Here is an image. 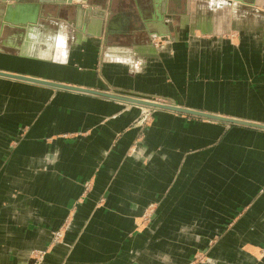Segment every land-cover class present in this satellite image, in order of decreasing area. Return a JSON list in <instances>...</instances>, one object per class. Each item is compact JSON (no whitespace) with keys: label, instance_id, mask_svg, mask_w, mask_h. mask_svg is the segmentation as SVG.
<instances>
[{"label":"crops","instance_id":"0c3cea01","mask_svg":"<svg viewBox=\"0 0 264 264\" xmlns=\"http://www.w3.org/2000/svg\"><path fill=\"white\" fill-rule=\"evenodd\" d=\"M0 71L264 124V0H0ZM146 114L0 75V264H264V130Z\"/></svg>","mask_w":264,"mask_h":264},{"label":"water","instance_id":"95a60500","mask_svg":"<svg viewBox=\"0 0 264 264\" xmlns=\"http://www.w3.org/2000/svg\"><path fill=\"white\" fill-rule=\"evenodd\" d=\"M0 75L11 77V78H16V79H21V80H26V81H30V82H35V83L45 84V85H49V86L61 88V89H69V90L86 92V93H90V94H94V95H98V96H102V97H106V98H110V99L119 100V101H122L125 103L126 102L135 103L138 105L151 107V108H155V109H164V110H168V111H172V112H176V113H182V114L192 115V116H196V117H202V118H206V119L222 121V122L229 123V124L244 125V126H249V127H254V128H259V129L264 130V124L252 123L249 121L223 117L220 115H215V114L207 113L204 111H199V110L190 109V108H186V107H180V106H177L174 104L154 102V101H148V100L146 101V100L136 98V97L119 95V94H115V93L98 91V90H94V89L76 87V86L67 85V84H63V83H57V82H53V81H47L44 79H37L35 77H28V76H24V75L7 73V72H3V71H0Z\"/></svg>","mask_w":264,"mask_h":264},{"label":"rangeland","instance_id":"374dc122","mask_svg":"<svg viewBox=\"0 0 264 264\" xmlns=\"http://www.w3.org/2000/svg\"><path fill=\"white\" fill-rule=\"evenodd\" d=\"M115 94H119V93H115ZM119 95H122V94H119ZM126 96H130V95H126ZM131 97H135V96H131ZM144 99V98H143ZM151 100V99H150ZM153 100V99H152ZM153 101H156V102H161V103H166L165 102V100H161V101H157V100H153ZM170 104V103H169ZM139 107H143V106H139ZM145 108H147V107H145ZM148 110H149V114L151 115V113H153V112H155V111H157V110H164V109H155V108H147ZM168 111V110H167ZM150 115H147L146 114V116H147V119L145 120V122L147 123L149 120H150ZM185 115H187V114H185ZM196 117V116H195ZM144 122V123H145ZM56 233H58V235L56 236ZM61 236H62V233L60 232V230H58V231H56V232H54L53 233V235H52V239H54L55 241L56 240H59L60 238H61ZM40 257H42V252H39V253H37V252H32V253H30V258H31V263L32 264H37V261H38V259L40 258Z\"/></svg>","mask_w":264,"mask_h":264},{"label":"bare ground","instance_id":"6f19581e","mask_svg":"<svg viewBox=\"0 0 264 264\" xmlns=\"http://www.w3.org/2000/svg\"><path fill=\"white\" fill-rule=\"evenodd\" d=\"M136 98H139V97H136ZM140 99H143V98H140ZM143 100H148V99H143ZM148 101H153V100H148ZM154 102H156V101H154ZM127 104H132V105H138V104H135V103H128V102H126ZM139 106H142V105H139ZM143 107H146V106H143ZM147 108H151V107H147Z\"/></svg>","mask_w":264,"mask_h":264},{"label":"built area","instance_id":"2783aa9c","mask_svg":"<svg viewBox=\"0 0 264 264\" xmlns=\"http://www.w3.org/2000/svg\"><path fill=\"white\" fill-rule=\"evenodd\" d=\"M58 235V233H56V236Z\"/></svg>","mask_w":264,"mask_h":264}]
</instances>
